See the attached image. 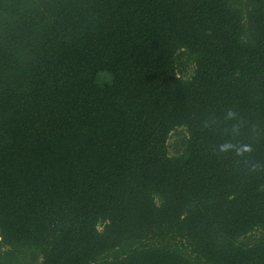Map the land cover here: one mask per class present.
Instances as JSON below:
<instances>
[{"label": "trees", "instance_id": "obj_1", "mask_svg": "<svg viewBox=\"0 0 264 264\" xmlns=\"http://www.w3.org/2000/svg\"><path fill=\"white\" fill-rule=\"evenodd\" d=\"M0 264H264V0H0Z\"/></svg>", "mask_w": 264, "mask_h": 264}, {"label": "rangeland", "instance_id": "obj_2", "mask_svg": "<svg viewBox=\"0 0 264 264\" xmlns=\"http://www.w3.org/2000/svg\"><path fill=\"white\" fill-rule=\"evenodd\" d=\"M178 64H179V69H181L184 72V74L181 73L180 75L181 76L183 75L184 77H189L192 72V65L186 62L185 56H180L178 60ZM181 138H182V134L180 129L176 130L174 133L171 134L168 140L170 155H173L176 152L175 148L179 145V141L181 140Z\"/></svg>", "mask_w": 264, "mask_h": 264}]
</instances>
